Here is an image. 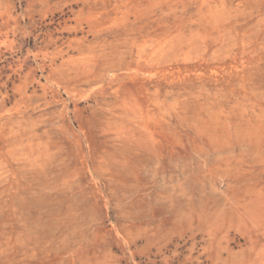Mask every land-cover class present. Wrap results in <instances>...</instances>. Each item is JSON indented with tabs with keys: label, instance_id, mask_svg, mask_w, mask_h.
<instances>
[{
	"label": "rangeland",
	"instance_id": "rangeland-1",
	"mask_svg": "<svg viewBox=\"0 0 264 264\" xmlns=\"http://www.w3.org/2000/svg\"><path fill=\"white\" fill-rule=\"evenodd\" d=\"M0 264H264V0H0Z\"/></svg>",
	"mask_w": 264,
	"mask_h": 264
}]
</instances>
